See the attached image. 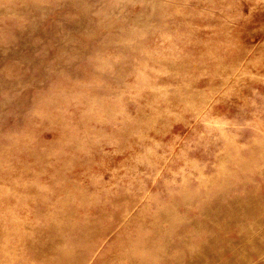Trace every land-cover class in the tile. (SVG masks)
<instances>
[{"label":"rangeland","instance_id":"374dc122","mask_svg":"<svg viewBox=\"0 0 264 264\" xmlns=\"http://www.w3.org/2000/svg\"><path fill=\"white\" fill-rule=\"evenodd\" d=\"M0 264H264V0H0Z\"/></svg>","mask_w":264,"mask_h":264}]
</instances>
